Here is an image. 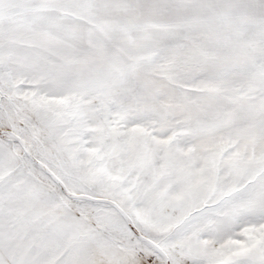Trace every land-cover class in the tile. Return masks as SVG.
<instances>
[{
	"label": "snow or ice",
	"instance_id": "6c2138e0",
	"mask_svg": "<svg viewBox=\"0 0 264 264\" xmlns=\"http://www.w3.org/2000/svg\"><path fill=\"white\" fill-rule=\"evenodd\" d=\"M0 264H264V0H0Z\"/></svg>",
	"mask_w": 264,
	"mask_h": 264
}]
</instances>
